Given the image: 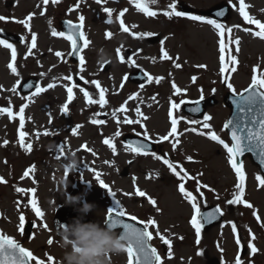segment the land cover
Wrapping results in <instances>:
<instances>
[{"label":"rangeland","instance_id":"374dc122","mask_svg":"<svg viewBox=\"0 0 264 264\" xmlns=\"http://www.w3.org/2000/svg\"><path fill=\"white\" fill-rule=\"evenodd\" d=\"M194 1L200 6H210L221 1L229 2V0ZM77 3L80 4L79 8L75 7ZM229 3L233 7V13L225 27L232 28L231 38L238 37L240 44L237 53L236 45L228 43L229 34L225 31V67L226 69L231 67L227 63L228 49H231L232 55L237 56L238 65L235 73L226 70L222 75L219 61V32L207 23L185 21L176 25L173 21L165 22L160 20L161 18L150 20L140 14L129 15L127 21L137 25L135 31L167 37L161 38L156 44H150L148 39L133 38L131 32L121 33L118 18L110 17L112 23H108V15L100 11L102 5L95 2L89 1L87 5L86 0H60L58 4H52L49 0V3L44 5L43 0H0V16L7 18L0 21V26L17 32L24 38L23 42L13 43L17 51L15 62L11 60V50L0 45V85L3 86L0 89V108L10 107L13 113L11 118L7 113H0V177L6 181L0 182V234L21 242L38 260L44 261V264H49L48 256L53 257L54 264H60L63 250L59 247L60 230L55 220L60 210L79 207L64 205L65 190L67 189L72 196H83L87 202L95 205V209L84 217L85 221L103 222L107 218V209L116 207L114 198L109 193L110 189L128 216H135L141 221L155 219L159 232L171 241L172 256L169 258L168 246L160 240L155 227H149V231L153 232L151 242L157 248L162 264H207L219 254L224 259L222 264H235L237 255H240L243 264H253L252 258L255 264H264L262 226L264 187L259 186L255 179L257 175H262L259 167L249 155L243 158L246 173L243 199L251 203L253 208L250 209L243 204L229 205L227 201L232 199L233 193L237 191L235 189L237 178L228 164L227 153L221 145L206 136L184 131L200 126L187 125L185 119L188 117L181 109L184 103H180L182 100L186 102L200 99L201 90L198 89L204 86L203 96L209 97L214 94L216 97V104L210 106L207 111V115L212 116V120L209 121L212 130L231 143L227 130L223 129L231 114V108L226 103L227 93L231 90L223 86L224 78L230 77L229 82L236 90L235 93H242L248 88L253 68L259 66V71L264 72V39L254 36L252 32L259 29L255 25L246 24L243 20L239 13V0H231ZM244 3L245 11L264 23V0H244ZM115 4L116 2H108L106 7L117 10ZM69 5V9H73L71 12L65 10ZM41 11L45 14L40 15ZM32 13L35 15L30 21L31 31L16 22L26 19ZM57 15L75 16L78 22L80 15L85 17V37L90 44L82 53L85 59L83 72L80 71L79 62L76 64L69 62V53L72 51L70 41L65 37L51 34L53 29L58 30L60 19ZM236 25L239 27H235ZM244 28L252 31L246 32ZM32 32L37 34V47L33 49V54L25 59ZM109 32L112 34L110 37L106 36ZM165 46L174 57L168 62H165L159 53V49ZM118 48L121 49L120 55L125 58L123 61L117 55ZM57 51L63 55L57 57L55 55ZM176 57H179V60H176ZM132 61H135V64ZM9 63H14L19 75L11 72L8 68ZM174 63H180L182 67L177 69ZM201 64L206 65V68L197 67ZM137 68L147 70L153 78L163 77L156 90L155 85L147 84L141 88L130 83L128 79L124 81L123 78ZM33 76L37 77L36 86L47 90L36 95H33L35 90L30 94L21 93L22 81L32 80ZM67 76H72V80L64 79ZM80 76L87 81L98 80L101 87L107 89L105 93L107 103L103 108L99 103L92 105L87 103L79 89L83 87L97 101L99 90L91 83L85 84L80 80ZM193 76L197 77L195 83L191 79ZM17 80L20 81L18 86ZM122 82L124 87L121 89ZM173 82L182 90L186 89V92L182 91L179 95L173 93V101L180 104V109L173 110V116L183 117L177 129L182 135L179 136L180 143L175 149L172 147L174 137H170L168 141L159 139L171 128L168 113L172 111L169 98L174 91ZM49 83L55 86L48 89ZM74 83L77 86L73 87V99L69 102L67 87H72ZM13 86L17 87L15 93L10 91ZM136 93L137 98L129 99ZM154 96L155 100L152 99ZM66 103L68 112L63 113L62 108ZM24 104L28 107L23 113L24 127L20 128L19 108ZM122 106L125 111H119ZM137 106L148 117L147 120L137 116L135 112ZM125 117L141 120L150 140L157 144L155 151H148L147 155L136 154L122 142V136L129 132L140 133L144 137V128L140 124L123 123ZM189 119L193 120L191 116ZM92 120H103L105 123L93 124ZM76 125L80 127L74 135L72 129ZM200 130L209 131L202 128ZM21 131L27 133L24 144H32L30 152L21 147L19 135ZM117 131L120 132L119 136H116ZM45 132L49 134L44 135ZM105 139L112 141L116 148L115 154L104 144ZM5 140L8 141L6 145ZM153 152L177 165V171H180L182 166L189 176L196 177L201 184H207L214 189L209 191L207 188H201L204 193L201 198L195 191L196 181L190 179L185 181L186 189L197 195L201 210L215 204L223 212L222 222L208 231L201 230L199 243L195 229L190 223L193 214L191 205L178 190L181 181L163 163V159L158 160L151 154ZM70 153L74 154L79 162V167L71 172L62 167L68 162L67 157ZM188 156L193 159L189 161ZM33 166L34 170L25 177L24 172ZM96 173L101 174L100 179L109 186V189L101 186ZM200 173L203 175H199ZM137 187L146 193L145 197L135 194ZM16 188H22L25 192L18 193ZM33 188L36 190L35 193L29 191ZM217 195L219 199L216 198ZM148 197L156 200L155 207L148 202ZM32 199L36 200V206L42 210L44 214L42 218L36 215L29 203ZM157 208L160 211H157ZM253 211L261 217L260 222L253 216ZM21 214L25 217V223L27 220L34 221L31 237L19 229ZM229 222L237 225L235 234ZM45 224L47 228H44ZM249 229L256 237L252 241L258 249L255 255L244 254L245 250L250 253V250L246 249L248 241L251 240ZM237 238L241 241L240 245L236 243ZM49 239L52 240L51 244L48 243ZM240 251L243 254H240ZM108 259L110 264H127L128 258L126 251H123L117 255H110Z\"/></svg>","mask_w":264,"mask_h":264},{"label":"snow or ice","instance_id":"6c2138e0","mask_svg":"<svg viewBox=\"0 0 264 264\" xmlns=\"http://www.w3.org/2000/svg\"><path fill=\"white\" fill-rule=\"evenodd\" d=\"M60 0H51L52 4H58ZM101 2L107 3V0H96V3L100 4ZM131 3L135 4V7L138 11L143 12L148 17H155L157 15V12L150 9L149 5L157 3L158 0H130ZM231 2V0H229ZM49 3V0H43V4L47 5ZM240 7H239V13L243 17V20L248 25H255L256 28H258V31L252 32V34L256 37H259L260 39H264V23H262L258 19H254L252 16H250L246 11V5L244 3V0H239ZM76 8L80 7V4L77 3L75 5ZM168 7L171 9L170 11H164V15L172 19L173 17H186L188 19H191L193 21H201L206 22L207 24L213 26L216 30L219 32L220 40H219V61L221 64L220 67V73L223 75L226 70L230 71L231 73H235L237 71L236 65H238V59L236 55H232L231 49H228V61L227 63L231 65L230 69H226V59H225V52H226V43L224 40L225 31L229 34V44L234 43L236 45L235 51L239 52V44L240 40L239 38H231V32L232 28H226L224 24L218 22L216 19H205V17L200 15H192L188 12L177 10V4L171 3L168 5ZM73 9H68L69 12H71ZM103 11L108 15V23H112V20L110 17L112 16L113 9H109L107 7L103 8ZM127 11V9H124L119 13V17H123L124 13ZM44 11H41L40 15H44ZM35 14H29L26 19L23 20H17V23L22 24L26 29L31 31L30 21L32 20L33 16ZM217 16H224V11H219L216 13ZM118 17V19H119ZM7 18L4 16H0V21L6 20ZM84 21L85 17L84 15L79 16V24H73L71 20L67 21V32L64 31H57L55 29L52 30L51 34L53 36H61L65 37L67 40L71 42L72 51L69 53V55L73 54H79L83 51L84 48L88 47L90 44V41L85 37V34L83 32L84 28ZM49 24L51 25V21H49ZM120 27L124 32H129V28L125 26L124 21L120 20ZM133 28L137 27V25H132ZM235 27H239V25H236ZM246 32H251L252 30L249 28L243 29ZM112 34L106 33V36L110 37ZM133 36H148L151 37L154 35V33L151 32H142V33H132ZM77 37H79V41H83V44L81 45L79 41L77 40ZM166 39V37H165ZM0 45H2L6 49L11 50V60L13 62L17 59V51L14 47L13 43L8 42L6 39H0ZM161 45H163V40L161 41ZM37 47V34L35 32L31 33V43L30 46L27 48V54L25 56V59H27V56L33 54V49ZM51 51V49L49 50ZM117 55L120 57L121 61H123L125 58L124 56L120 55L121 49L118 48ZM160 51L163 53L162 59L164 60H172L173 58L168 54L166 50H164L163 47H161ZM57 57H61L63 54L59 51L55 53ZM79 64L81 65L80 71L83 72L84 68L82 67L85 64V59L82 55H78ZM154 59V58H153ZM176 60H179V57H176ZM133 64H135V61H132ZM54 67V66H53ZM174 67L179 69L182 67L180 63H174ZM197 67L200 68H206V65H197ZM8 68L11 69V72L13 74L19 75L17 68L14 66V63H9ZM51 71V69H49ZM40 75H44V73H40ZM147 76V79L149 82L153 80V77L147 73H145ZM171 75V73H169ZM64 79L71 81L72 76L64 77ZM124 81H127L128 76H125ZM163 79V77H155V82L158 84ZM192 82L195 83L197 80L196 76H193ZM230 77H225L224 82L227 84L228 89H230L233 93H235V89L232 85V83L228 82ZM80 80H83L85 84L91 83L92 85H95V88L99 90V100H94L88 91H86L83 87H81L79 90L83 93L84 97L87 100V103L89 105L99 103L100 107L103 108L104 105L107 103V100L105 99V93L107 92V89L102 88L101 84L98 80H91L87 81L84 80L83 76H80ZM16 85H20V81L17 80ZM25 87L31 89L33 87L32 84H26ZM55 85L53 83H49L47 85L48 89L53 88ZM77 85L74 83L72 87H67V93H68V101L71 102L73 99V87H76ZM124 87V83L122 82L120 84V88L122 89ZM141 88L144 87L143 84L140 85ZM3 86L0 85V89H2ZM172 88L174 89V95H179L182 93V91L186 92L185 90H182L179 88L175 82L172 83ZM47 89L41 88L40 86H36L35 93L33 95L42 93L46 91ZM10 91L15 93L17 91V87L13 86ZM244 93H247L246 95ZM239 96L238 100H234L233 103L236 104V107L239 112L245 114V118L240 119L238 118L235 122L233 120H228L224 125L223 129H229L231 128V136L230 140L231 143L225 141L221 138V136L214 130H212V125L209 123V121L212 120L211 115H204L203 121L200 120H189L187 123L191 125H199L200 128L192 127L187 128L184 131L188 132L191 131L193 133H197L201 136H206L208 139H210L213 142L218 143L223 147V149L227 153V161L232 170L235 173V176L237 178V182L235 184L236 192L233 193V198L229 199L227 203L229 205H239L243 204L248 208H253V205L243 199L245 195V180H246V173L244 170V164L243 160L240 159L241 157H244L245 153H252L253 155H256L260 161V164L264 166V72L259 71V66H256L253 68V75L251 77V84L248 86V88H245L242 93L237 94ZM138 93L133 94L129 97V99H135L137 98ZM153 100L156 99V97H152ZM170 99L171 109H179L180 104H177L175 101ZM200 99H204L203 96V90L201 89V96ZM127 103V101L125 102ZM181 104L185 103V101H181ZM197 105L199 104V100L195 101ZM28 105L24 104L19 108V114H20V128L24 127V116L23 113L25 111V108H27ZM126 109L122 106L119 111H125ZM192 111H200L199 107L191 109ZM63 113L68 112V104L66 103L62 108ZM135 112L138 117H142L143 120H147L148 117L145 116L140 107L135 108ZM0 113H7L9 117L11 118L13 113L10 107H4L0 108ZM99 115V114H95ZM113 115H116V112H113ZM170 118V124L171 128L170 131L164 135L161 136L159 139L160 141H168L170 137H174L175 142L172 144L173 149L176 148V146L180 143L179 136L182 135V133L178 132V124L183 119V117H174L173 112L170 110L169 113ZM51 122V120L49 121ZM93 124H103L105 121L103 120H92ZM123 123L126 124H140L142 128H144V138L146 140L150 139L147 133V129L144 127L143 123L140 119L132 120L128 119L127 117L124 118ZM80 127V125H76L72 129V133L75 135L77 129ZM207 129L209 131H201L200 129ZM222 129V130H223ZM48 132H45L44 135H48ZM20 135V144L21 147H24L26 151L32 150V144L28 143L27 145L24 144V137L27 135V133L21 131L19 133ZM39 135V133H37ZM120 132L117 131L116 136H119ZM137 135H140V133H137ZM104 144L108 145L109 148H111L113 154L116 153V148L113 146V143L109 139H105ZM8 143L7 140L4 141V144L6 145ZM131 149V151L135 152L136 154H143L147 155L149 154L147 151V145L143 143H137V144H129L127 146ZM61 152H63V146L61 145ZM156 159H163V163L167 165V167L174 173V175L181 181L178 185L179 192L183 195V197L190 203L192 208V216L190 223L192 227L195 229V234L197 237V243L200 241L201 236V230L205 227L204 222H207L208 224H211V222L217 218V214L219 213L221 216L223 215L222 210L219 206L215 207V209L211 212L202 213L201 212V206L198 201L197 195H193L192 191H189L185 187V181L186 180H195L196 181V189L195 191L198 193L199 197H203L204 193L201 191V188H207L209 191H214V189L210 188L207 184H201L199 179L196 177H191L188 175V173L180 166V171H177V165H174L171 163L167 158H164L162 156L156 155L155 152L151 153ZM95 155V153H93ZM187 159L191 161L193 157L188 156ZM105 163H108L105 161ZM131 163V161H129ZM34 170L33 168L26 170L24 172V176H28L30 171ZM183 173V174H182ZM100 173H96L97 180L100 181V184L103 188L109 189V186L104 183L103 180L100 179ZM199 175H203V173H200ZM23 179V177H22ZM255 179L259 182V186L264 187V175H257ZM0 182H6L3 180L2 177H0ZM133 182L135 184V177L133 178ZM16 191L18 193H24L25 190L22 188H16ZM32 193H35V188L30 189ZM109 193L113 196L116 207L115 208H109L107 209V218L105 220L106 226L112 230H116L117 235L119 238L125 242V248L124 251L127 253V264H162L161 256L158 254L156 248L151 247L149 244V241L153 239V232L149 231V227H155L156 234L160 237V240L168 246V256L171 258L172 256V245L171 241L165 238L164 235H162L159 232V228L157 225V221L153 218H149L147 221H139L135 216H128V214L125 212V210L121 207L120 201L115 200V193L111 192L109 189ZM137 196L145 197L146 193L142 190H140L138 187L136 188ZM125 195H131L130 193H125ZM219 199V195L216 197ZM148 202L152 206H156L157 202L155 199H152L151 197H148ZM29 203L32 205L33 210L35 211L36 215L38 217H43L42 210L36 206V200L32 199L29 201ZM206 203V201H205ZM20 202H17V208L19 209ZM157 211H160L159 208L156 209ZM129 220L136 221L139 224H142L143 227H136L134 224L125 222L124 217H126ZM253 216L256 218L258 222L261 221V217L257 214L256 211H253ZM19 229L23 233L25 231V217L23 214L19 217ZM204 221V222H202ZM232 226V232L235 234L237 232V225L234 222H229ZM264 226V224H262ZM44 228H47V225H44ZM123 229L122 232L119 230ZM249 235L251 236V240L248 241L246 245V249L250 250V253L245 251V255H255L258 252L257 247L255 246L252 241L256 239V237L251 233V229H249ZM181 239H183L181 237ZM48 243L51 244L52 240L49 239ZM236 243L240 245L241 241L239 238H237ZM200 254V253H198ZM47 260L49 261V264H54L53 257L48 256ZM32 261H35L36 264H44V261L38 260L33 253L22 247L19 242H17L15 239H13L10 236L0 234V264H31ZM235 264H243V261L240 257V255H237Z\"/></svg>","mask_w":264,"mask_h":264},{"label":"clouds","instance_id":"9594fccd","mask_svg":"<svg viewBox=\"0 0 264 264\" xmlns=\"http://www.w3.org/2000/svg\"><path fill=\"white\" fill-rule=\"evenodd\" d=\"M67 161L62 167L70 172L79 167L74 154L70 153ZM65 191L64 205H79L76 210L80 215L71 223L61 225L59 247L63 250V256L60 264H110L108 257L122 253L125 242L105 226V221H85L84 217L95 209V205L87 202L83 196H72L67 189Z\"/></svg>","mask_w":264,"mask_h":264},{"label":"water","instance_id":"95a60500","mask_svg":"<svg viewBox=\"0 0 264 264\" xmlns=\"http://www.w3.org/2000/svg\"><path fill=\"white\" fill-rule=\"evenodd\" d=\"M222 7H223V5H218V6L214 7L212 10H214V9L218 10V9H220V8H222ZM225 17H226V16H225ZM222 18H223V17H222ZM0 36L5 37V38H10V39H12V40H18V38H17L16 36H11L9 33L5 32L3 29H0ZM77 40L79 41V37H77ZM79 43H80V41H79ZM76 55H77V54H76ZM246 94H247V93H245V95H246ZM238 99H239V96H237V95H234V94H232V93H230V94L228 95V103L232 106V109H233V111H232V115H231L230 119L233 120L234 122H235L238 118H240V119L245 118V114L239 112L238 109H237V107H236V104L233 103L234 100H238ZM204 104H205L204 101L201 102V103H199L198 105L195 104V105L191 106V109H194V108L199 107L200 111H198V114H201V113H202V108H203V105H204ZM191 111H192V110H191ZM192 112H193V113H197L196 111H192ZM230 119H229V120H230ZM228 130H229V133H230V136H231V128H229ZM124 140H125L126 142L132 144V145L137 144V143H143V144H145V141H143L141 138H137V137H134V136H132V135H127V136L125 137ZM147 148H149V147H147ZM245 154H246V153H245ZM251 155H252L254 161H255L256 163L259 164V166L261 167L262 172H263V174H264V166H262V165L260 164V161H259L258 157H257L256 155H253L252 153H251ZM241 158H242V157H241ZM241 158H240V159H241ZM214 209H215V208H210V209H208L207 211H205L204 213L211 212V211H213ZM79 215H80V213H78V211H77L76 209H73V208H72L70 211H68V212H67V210H63V211L60 213V215L58 216V221H59L58 224H59L60 227H61L62 224H64V225L69 224V223L72 222V220H73L76 216L78 217ZM218 216H219V213L217 214V218L214 219V220L212 221V223H215V222L218 220ZM125 222H127V223H131V224H134L136 227H140V228L143 227L141 224L137 223L136 221H132V220L125 219ZM206 223H207V222H206ZM27 229H28V231L30 230V224H29V226L27 227ZM122 231H123V229H120V232H122ZM31 264H32V263H31ZM153 264H155V262H153ZM210 264H218V262H217V261H212Z\"/></svg>","mask_w":264,"mask_h":264},{"label":"flooded vegetation","instance_id":"af4514ba","mask_svg":"<svg viewBox=\"0 0 264 264\" xmlns=\"http://www.w3.org/2000/svg\"><path fill=\"white\" fill-rule=\"evenodd\" d=\"M129 2H130V0H129ZM130 3H131V2H130ZM131 4L135 5L134 3H131ZM154 5L156 6V3L151 4L150 6H154ZM132 11H133V13L140 12V11H138L137 8H135V7H134V9H133Z\"/></svg>","mask_w":264,"mask_h":264}]
</instances>
